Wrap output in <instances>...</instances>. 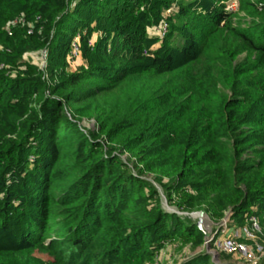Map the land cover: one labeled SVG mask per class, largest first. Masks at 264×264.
Instances as JSON below:
<instances>
[{
	"label": "trees",
	"instance_id": "16d2710c",
	"mask_svg": "<svg viewBox=\"0 0 264 264\" xmlns=\"http://www.w3.org/2000/svg\"><path fill=\"white\" fill-rule=\"evenodd\" d=\"M221 1L0 0V264H150L174 241L218 264L147 174L180 212L261 215L264 0Z\"/></svg>",
	"mask_w": 264,
	"mask_h": 264
},
{
	"label": "rangeland",
	"instance_id": "374dc122",
	"mask_svg": "<svg viewBox=\"0 0 264 264\" xmlns=\"http://www.w3.org/2000/svg\"><path fill=\"white\" fill-rule=\"evenodd\" d=\"M221 2L224 3L225 8H228V10H234L233 12H235L237 10L238 0H224ZM233 21H236V22H243L244 21L245 22V21H247V17L244 16L243 12H241L239 14V17L233 18ZM95 39H96V34H93L91 40L94 41ZM77 40H78V38L76 36V38L73 40V42L76 43ZM43 51L44 50L37 51V52H31V56H29L28 54L23 55V59L24 60L29 59L30 62H32L33 64H35L37 66L40 65V67L43 68L44 66H46V55L43 54ZM72 52H73V48L71 49V51L69 52V55H68V60L70 62L69 68L75 69L77 66L82 64V61H81L79 52L77 55H72ZM83 125L92 129V128H94V121L92 119H86V120H84ZM124 156H126V155H124ZM31 159H32V157H31ZM146 177L149 178L151 180V182H153L155 185H157V187L160 191L161 197L163 199V206L165 207L166 210L176 211L178 213L185 214V215L189 214V216L192 218H195V219L198 218V215L192 216V214L199 212V211H195V212H191V213L180 212L175 207L168 205L166 200H165V196L163 195L162 189L154 181L153 176L151 174H147ZM229 212L230 211L227 210L225 213V216L220 221H218L217 224H215L214 221H211L210 218L206 214H204L202 216L201 224H202L203 229L207 233L206 238H205L206 239L205 247L207 248V250L209 249L207 252H209L211 254H212V252H218V258L215 259V262L218 264H264V239H263L264 238V226L262 224L264 219H262L261 215L259 216V223H260L259 226L261 228H260L259 232L257 233V236L250 238V239L249 238H243L242 241L240 240L242 243V246L243 247L245 246L247 254H249V252L252 253L251 259L254 258L253 260L250 261V257L248 255L244 256L243 254H241L237 251L224 252V251L218 250L215 247L211 248L209 246L210 242L215 241V240L217 242L228 231H231L232 229H235L238 227L248 225L249 217L247 219L237 217V219L230 220V222H229V218H230L228 216ZM252 215H250V216H252ZM217 231H219V235L216 236ZM257 245H260L259 246L260 250L258 252L255 250ZM193 253H194V251H192L188 245L185 246L179 242L174 241L172 243L167 244L158 253L155 261L153 263H150V264H180L182 261L188 259L189 256H191ZM219 253H224V254H226V256L220 258ZM34 256L36 258H40V259L46 260V261H48V259H49V257L45 253L35 252ZM213 258H214V255H213Z\"/></svg>",
	"mask_w": 264,
	"mask_h": 264
},
{
	"label": "built area",
	"instance_id": "2783aa9c",
	"mask_svg": "<svg viewBox=\"0 0 264 264\" xmlns=\"http://www.w3.org/2000/svg\"><path fill=\"white\" fill-rule=\"evenodd\" d=\"M166 28H167L166 24H164L163 26L158 28L157 31H161V34L164 35ZM31 32H32V28H30L28 30V33H31ZM72 48H73L72 55H77L79 52L78 40L76 43H74V42L72 43ZM26 54L31 56V52H26L24 55H26ZM43 54L47 55L46 50L43 51ZM39 67H40V65H39ZM261 217H262V219H264V212L261 213ZM258 223H259V217L257 215L250 216L248 225L232 229L231 231H228L225 235H223L222 238H220L217 242L215 240V242H214L215 248H217L220 251H224V252L237 251V252L243 254L244 256L248 255L250 257V261L253 260L254 258L251 259L252 253L249 252V254H247L246 248H245V246L244 247L242 246L241 241L243 240V238H249L250 239V238L257 236V233L259 232V230L261 228L259 226L260 223L259 224ZM262 224L264 226V220H263ZM259 246L260 245H257V247L255 248V250L257 252L260 250Z\"/></svg>",
	"mask_w": 264,
	"mask_h": 264
},
{
	"label": "water",
	"instance_id": "95a60500",
	"mask_svg": "<svg viewBox=\"0 0 264 264\" xmlns=\"http://www.w3.org/2000/svg\"><path fill=\"white\" fill-rule=\"evenodd\" d=\"M205 214L204 211H199V212H196V213H193L192 216H197L198 215V218L196 219V222H197V225L199 227H202V224H201V219H202V216ZM209 250V249H208ZM212 254L214 255V258L213 260L215 261V259L218 258V252H212Z\"/></svg>",
	"mask_w": 264,
	"mask_h": 264
},
{
	"label": "clouds",
	"instance_id": "9594fccd",
	"mask_svg": "<svg viewBox=\"0 0 264 264\" xmlns=\"http://www.w3.org/2000/svg\"><path fill=\"white\" fill-rule=\"evenodd\" d=\"M228 10V8H226ZM229 11H234V10H229Z\"/></svg>",
	"mask_w": 264,
	"mask_h": 264
}]
</instances>
